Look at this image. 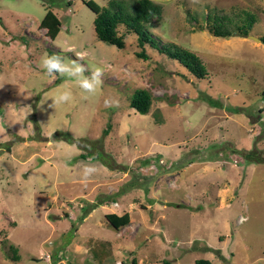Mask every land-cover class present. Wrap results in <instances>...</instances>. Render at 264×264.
Listing matches in <instances>:
<instances>
[{
	"label": "rangeland",
	"instance_id": "1",
	"mask_svg": "<svg viewBox=\"0 0 264 264\" xmlns=\"http://www.w3.org/2000/svg\"><path fill=\"white\" fill-rule=\"evenodd\" d=\"M89 1L0 0V264H264V43L200 31L223 8L254 13L249 34L264 36V0H154L152 36L197 54L205 78L149 44L139 56L123 24L125 48L100 40ZM62 48L104 69L97 95L41 69L45 54L76 58ZM69 87L73 100L49 108ZM141 89L146 114L130 106ZM113 212L130 223L116 230Z\"/></svg>",
	"mask_w": 264,
	"mask_h": 264
},
{
	"label": "trees",
	"instance_id": "2",
	"mask_svg": "<svg viewBox=\"0 0 264 264\" xmlns=\"http://www.w3.org/2000/svg\"><path fill=\"white\" fill-rule=\"evenodd\" d=\"M88 5L96 13L94 18L95 31L100 40L116 45L118 48H125L124 34L118 31L119 25L123 24L127 26V30L133 31L137 35L138 43L142 47L141 52L138 53L139 56L148 57L145 46L149 44L160 53L179 60L198 78H205L209 75L206 65L197 54L175 44L161 43V41L159 43L158 39L156 40L152 36L150 26L161 20L162 4L154 0H109L108 4L100 6L91 0ZM213 12V15L209 13L205 23L201 24L200 31L206 29L216 37L248 36L250 29L257 21L256 15L250 11H241L239 20L236 19L237 13H229L223 8H214ZM41 27L47 29V34L54 39L61 29V21L52 10H49L41 22ZM260 39L264 43V36H261ZM152 103V93L148 89H141L134 93L130 106L146 114L150 112ZM81 155L86 156L85 153ZM106 218L116 230H120L131 221L128 212L122 215L114 212L108 213ZM14 252L16 253L17 249ZM13 258L18 259L17 254ZM133 264L136 262L134 261ZM163 264L174 263L172 260L165 259ZM188 264H212V262L209 259L201 258Z\"/></svg>",
	"mask_w": 264,
	"mask_h": 264
},
{
	"label": "clouds",
	"instance_id": "3",
	"mask_svg": "<svg viewBox=\"0 0 264 264\" xmlns=\"http://www.w3.org/2000/svg\"><path fill=\"white\" fill-rule=\"evenodd\" d=\"M62 51H72L73 49L62 48ZM75 53V59L66 61L62 59L60 55H47L45 54L40 62L41 69L49 77L59 76L61 78H67L69 80L75 81V84L79 89L85 94V99L97 95L100 88L103 85L104 69L102 67L89 68L86 67L84 63H81L85 59L84 55L79 52ZM86 73H88L86 75ZM52 103L48 105L49 108H57L59 105L69 104L73 100V91L69 88H64L62 90H57L54 96L50 97ZM49 99V98H48ZM47 99V100H48ZM46 100V101H47ZM45 102V101H44ZM42 102L41 104H43ZM119 100L115 98H106L104 105L106 108L119 107ZM264 107V105H260ZM74 133V138H76V133ZM84 147L91 150V145H84ZM68 158L76 155V153L68 152L65 153ZM99 169L95 164H86L82 168L81 183L87 186L88 182L98 174Z\"/></svg>",
	"mask_w": 264,
	"mask_h": 264
},
{
	"label": "water",
	"instance_id": "4",
	"mask_svg": "<svg viewBox=\"0 0 264 264\" xmlns=\"http://www.w3.org/2000/svg\"><path fill=\"white\" fill-rule=\"evenodd\" d=\"M247 37L255 39L257 41H261L260 37H257V36L251 35V34H249Z\"/></svg>",
	"mask_w": 264,
	"mask_h": 264
}]
</instances>
